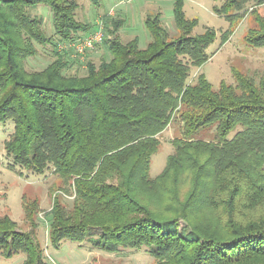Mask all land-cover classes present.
Wrapping results in <instances>:
<instances>
[{"label": "trees", "instance_id": "16d2710c", "mask_svg": "<svg viewBox=\"0 0 264 264\" xmlns=\"http://www.w3.org/2000/svg\"><path fill=\"white\" fill-rule=\"evenodd\" d=\"M40 4L51 12L53 34L29 11ZM263 4L221 0L215 11L230 24L251 14L244 39L261 47ZM80 8L78 0H0V122L13 121L4 150L12 167L37 174L51 168L73 194L64 205L54 192L49 242L91 239L107 252L145 247L151 264H264V73L256 79L234 70L235 83L217 88L202 73L190 81L216 32L193 34L195 21L180 0L174 35L158 14L147 15L150 38L141 47L136 36L123 41V20L110 18L101 42L107 53L98 63L86 60L82 74L67 72L66 49L97 30L78 18ZM50 43L59 44L53 59L27 70L37 44ZM173 120L181 133L151 176L157 135ZM212 126L213 139L196 137ZM31 203L29 220L37 211ZM17 253L23 264H49L32 231L0 215V257Z\"/></svg>", "mask_w": 264, "mask_h": 264}, {"label": "rangeland", "instance_id": "374dc122", "mask_svg": "<svg viewBox=\"0 0 264 264\" xmlns=\"http://www.w3.org/2000/svg\"><path fill=\"white\" fill-rule=\"evenodd\" d=\"M82 8L78 12L79 19L93 23V30L98 29L97 23L103 22L102 31L106 35L107 27L111 26L110 18L123 20L119 34L123 41L138 37L139 45L145 46L150 34L144 25L147 15H159L161 24L171 34L177 31L174 7L176 0H100L99 5H93L89 0H78ZM184 16L194 20L193 34H200L206 28L216 32L214 42L207 48L208 59L200 66L192 68L190 81L202 73L206 80L217 88L221 82L234 84L233 72L239 70L254 78L264 73V46L249 45L244 36L250 26L254 25L253 16L247 13L241 20L230 24L223 15L217 14L215 7L221 0H180ZM29 11L43 18V26L48 34H53L52 16L46 5L31 7ZM259 13L264 16V4L259 7ZM101 24V23H100ZM99 24V25H100ZM228 31V38L221 44L222 34ZM53 42H56L53 39ZM62 44V43H61ZM59 47L50 43L45 46L37 44V54L25 61L27 70H37L45 67L55 56ZM59 49V48H58ZM71 66L67 72H84L86 60L98 63L102 54L107 53L106 47L95 45L89 50L77 52L66 49ZM13 129V121L0 122V215H8L16 221V229L32 231L39 240L46 262L49 264H151L153 257L145 247L120 248L116 252H107L96 247L93 241L87 239L81 243L64 240L59 246H54L48 239L49 210L57 192L62 204L70 205L73 194L69 186L64 185L61 178L56 176L51 168L43 173L11 166V158L7 156L3 142ZM181 133V123L173 120L157 135L159 146L152 155L149 173L155 176L163 168L166 157L173 150L172 139ZM233 132L230 133V137ZM214 127L202 128L196 133L197 138L213 139ZM34 201L37 211L29 220L26 216V204ZM24 254L17 253L11 257H0V264H23Z\"/></svg>", "mask_w": 264, "mask_h": 264}, {"label": "built area", "instance_id": "2783aa9c", "mask_svg": "<svg viewBox=\"0 0 264 264\" xmlns=\"http://www.w3.org/2000/svg\"><path fill=\"white\" fill-rule=\"evenodd\" d=\"M102 40H103V31H102V26L100 25L95 32L85 36L82 39H79L73 45L75 47V50L80 53L83 50L93 48L96 44L101 43Z\"/></svg>", "mask_w": 264, "mask_h": 264}]
</instances>
